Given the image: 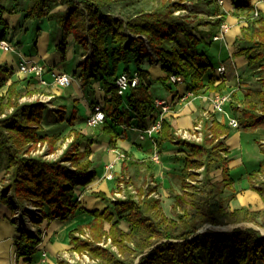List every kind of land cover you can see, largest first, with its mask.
<instances>
[{
    "label": "trees",
    "instance_id": "16d2710c",
    "mask_svg": "<svg viewBox=\"0 0 264 264\" xmlns=\"http://www.w3.org/2000/svg\"><path fill=\"white\" fill-rule=\"evenodd\" d=\"M1 1L0 14L25 10L28 18L54 16L61 34L56 48L62 54L67 36L73 35L75 46L82 48L75 71L77 78L87 87L97 81L104 91L103 98L94 103L100 102L106 112L100 126L112 148L119 126L127 125L135 117L138 126L145 128L146 119L152 120L158 111L150 90V72L141 65L144 60L161 63L166 74L158 79L161 84L169 85L168 76L175 74L183 77L187 89L196 95L234 87L227 108L237 118L238 128H264V12L257 8L254 15L256 7L252 0H231L233 15L244 22L235 36L233 54L245 56L247 69L255 72L256 80L243 83L241 76L233 86L226 85V78L216 73L208 53L215 41L212 34L226 16L217 0H206L212 5L209 15L215 16L208 36L205 30L198 29L189 13H175L188 11L187 2L192 0H163L157 8L139 9L128 16L113 10L128 0H32L23 8L18 0H13L14 6L9 8ZM58 5L65 8L53 12ZM8 29L0 15V39L6 38ZM123 71L136 73L139 83L120 95L116 79ZM12 72L0 65V159L5 161L7 174L1 179V194L12 208V215L18 210L22 218L29 216V206L40 211V216H29L35 230L16 226V219L11 218L18 232L16 261L23 258L31 262L42 240L35 223L55 218L65 221L80 209L74 188L87 185L97 175L89 157L94 138L81 128L71 127L67 134L71 140L57 157L48 158L46 152L34 153L37 143H48V151L58 148L56 142L61 138L55 131L61 128L43 129L42 121L47 118L46 122L61 125L65 113L62 107L50 106L53 102L25 99L42 89L33 76L18 77ZM74 112L75 108L67 119L70 125ZM231 128L226 120L206 118L202 120V139L188 140L176 135L175 126L164 118L155 138L156 146L161 148L169 140L184 145L186 151L180 191L172 194L175 214H166L161 200L149 193L128 191L123 197L111 199L102 211H91V220L69 231L71 249L86 254L91 262L65 264H264V233L260 230L264 228V142L255 138L263 156L246 174L263 206L250 209L240 205L230 209L228 203L236 197V179L229 166L230 152L225 139ZM127 162L148 170L153 167L151 159L131 158L122 161V170L127 169ZM214 169L220 170L219 180H213ZM94 194L106 199L103 192ZM242 221L253 225L198 232L205 223ZM121 222L127 227L123 228ZM85 231L89 236H82Z\"/></svg>",
    "mask_w": 264,
    "mask_h": 264
},
{
    "label": "crops",
    "instance_id": "0c3cea01",
    "mask_svg": "<svg viewBox=\"0 0 264 264\" xmlns=\"http://www.w3.org/2000/svg\"><path fill=\"white\" fill-rule=\"evenodd\" d=\"M255 7L264 12V0H252ZM224 5L227 10H232L231 0H224ZM62 8L53 9V12L63 10ZM1 17L6 21L9 29L6 31V39L12 44L13 49L11 51H5L0 46V65L14 70V74L17 76L16 67L24 61H36L52 70L65 71L73 75V82L70 86L58 87V86H40L42 92H36L27 98L41 95L45 98H52V102L56 107H62L65 113V119L61 123V128L66 126L84 128L85 117L91 105L100 100L104 96V91L100 88L97 81L92 82L90 87L83 86L80 79L77 78L75 71L77 63L82 58V48L75 46L73 35H68L66 38L65 52L62 54L57 48L56 43L60 39V28L56 23L55 17H42L40 19L28 18L25 10H18L13 13L2 12ZM226 22L229 24V30L225 33L222 39V44L226 46L225 51L227 55L224 59H229L233 66V73H227L225 77V83L228 86L233 84L236 73H241L247 68V59L244 55H234V49H231L230 45L235 39V36L239 34L241 26L244 22L237 19L235 16H230V12H227L225 17ZM233 35V36H231ZM232 38V40H229ZM228 39V40H227ZM219 41V40H218ZM221 43L218 45L220 47ZM224 52V51H223ZM223 55H219L217 58V64L223 60ZM144 68H147L150 72L151 86L150 90L154 98L171 100V111L166 115L167 118L176 128L175 134L185 130H191L194 122L215 117L217 120H225L221 114H215L210 111L209 103L207 100L197 96H186L187 83L182 81L179 83H170L169 85H163L158 81L159 78L165 76V72L161 68V63L153 60L152 63L144 60L141 62ZM132 67V65H131ZM245 75V71L243 72ZM229 74V75H228ZM21 75L23 77L24 75ZM20 77V76H19ZM160 85L157 92L153 91L154 85ZM31 87V86H30ZM64 88V89H63ZM184 97L181 100V97ZM81 101L83 107L80 105ZM207 105V106H206ZM126 108V103L124 104ZM207 107V108H206ZM75 108L73 124L70 125L67 119L71 117L72 110ZM206 108V109H205ZM209 112V113H206ZM158 115V111L154 114L152 120ZM47 118L42 121L43 129L51 130L55 128V121L46 122ZM151 117L146 119V126L152 121ZM145 126V127H146ZM144 128H141L137 124V118H132L127 125H121L117 128L118 138L116 139V145L114 148L108 144L107 135L100 129V127L94 130V137L96 140L90 146L91 153L90 158L92 160V166L95 167L97 175L87 185L76 186L74 192L79 201V210L72 214L67 220L62 221L60 219L42 220L36 222V226L41 232L42 240L37 245V252L33 256L31 262H26L23 258H19L16 261L15 257V241L18 237L17 227L11 219L12 208L0 195V264H59L60 260H65L67 256L72 254V245L70 243L69 231L74 229L77 225L88 222L92 219L90 214L93 210L102 211L106 206L110 205L112 199L110 195L117 190L119 191L120 177L129 175V168L131 166L137 167L141 171H145V167L142 165L129 164L126 170H122V160L117 158L119 152H125L127 154V160H147L152 152L157 149L160 155V163L156 164L153 161L152 169L148 170L150 176L155 180L153 184H156L154 190H160L164 196V193L168 195L170 192L171 184H174L172 173H177L178 166H171L172 164H182L183 156L186 155L184 145L173 143L166 140L162 143L161 148L154 145V142L143 132ZM250 130V131H248ZM96 132V133H95ZM158 132L155 135L157 138ZM255 138H262L261 142H264V128L258 127L255 129H237L231 128L230 134L226 137L225 142L232 154L234 151L240 150L245 142H252L253 146H256L258 151V159L262 158L259 144L255 142ZM243 142V143H242ZM252 148V147H251ZM92 157H96L95 162ZM255 157V156H254ZM256 159V157H255ZM257 160V159H256ZM114 162L113 179L103 178L105 174L104 165L108 162ZM97 163V164H95ZM1 169V168H0ZM132 169V168H130ZM4 172V170H3ZM2 175V174H1ZM176 175V174H174ZM247 179V178H246ZM131 185V186H130ZM132 187V184L127 185ZM2 186H0L1 188ZM103 192L106 195V199H101L96 196L94 192ZM132 192L131 190H129ZM134 193V192H132ZM126 192H123L125 196ZM136 194V193H135ZM121 226L127 227L124 222ZM42 252L46 253L45 258L42 257Z\"/></svg>",
    "mask_w": 264,
    "mask_h": 264
},
{
    "label": "rangeland",
    "instance_id": "374dc122",
    "mask_svg": "<svg viewBox=\"0 0 264 264\" xmlns=\"http://www.w3.org/2000/svg\"><path fill=\"white\" fill-rule=\"evenodd\" d=\"M18 1L20 2V8H23V6L27 7L28 4H30L32 2V0H28V1L18 0ZM161 2H163V0H128L126 2H122L120 4H117L115 7H113V10L117 14H122L124 16H128V15L133 14L134 12H136L139 9L149 10V9L157 8ZM1 3H3L8 8L10 6H14V5H12L13 0H2ZM187 5H188V11L183 9V10H178L175 13L181 12L182 14H185V15L189 13L190 18L193 19V22L194 23L196 22L198 29L205 30V33L208 36L207 32H208L209 27L214 28V25H215V23L213 24V21L215 20V16L209 15L211 13L212 5L209 4V2H207L206 0H192V2H189ZM59 8H62V5H58L54 9L56 10ZM220 8L226 13V15H227V12H230V16H235L232 13L233 7H232V10H227L225 8L224 0H223L222 4L220 5ZM6 12L7 13H13L15 11L13 10L11 12H8V11H6ZM216 17H219V16H216ZM225 17L226 16H224V18H221V20L225 19ZM236 18L240 19L238 17H236ZM218 27H219V25H218ZM231 36H233V35H231ZM229 40H232V38H230ZM220 43H221V45L218 48V45ZM236 45H237V43L235 41H233L232 44L230 45V47L232 46L231 49H234ZM225 49H226V46H224L222 44V39H220L219 41L215 40L210 45L208 53L210 56V60L212 61V64L215 66H216V63L218 61L217 60L218 56L223 55L222 56L223 60L219 64H223L225 66V72L222 74H218V75L227 77V73H229V74L233 73L234 69H233L231 61L228 58L224 59L227 55V51H225ZM12 71H13L12 73H15L14 70H12ZM244 71H245V75H243L244 77H242L243 83L255 82V80H256L255 72H253L251 69H247V68ZM244 71L242 70V71H240L241 72L240 74L238 73L240 75V78H241L242 74H244L243 73ZM17 76L21 77V75H18V74H17ZM43 77L46 80L51 79L50 74L45 73L43 75ZM235 78H236V75L234 77V80H235ZM70 85H68V86H70ZM68 86H66V87H68ZM159 86L160 85L155 84L153 87V91L157 92ZM66 87H64V88H66ZM40 98H45V96H41V95L37 94L36 96H33L31 99H40ZM25 99H27V96L25 97ZM47 102H52V98H50ZM79 102H80V105L83 107V103L81 101H79ZM52 105L54 106L55 104L50 103V106H52ZM194 123L195 124L192 126L191 130H188V131L185 130L184 132H187V135H190V133L197 134L195 126L198 125V126H200V131H201L202 136H203L202 120L194 122ZM85 124H86V121H85ZM54 126H59V128H61V125H59V124H55ZM98 127H100V129H101V126H98ZM98 127H96V128H98ZM96 128H90L86 124V126L84 128H81V129L84 132L91 134L93 136L94 140H96L97 137H94L95 136L94 130H96ZM232 128L237 129L238 127H232ZM248 131H250V130H248ZM56 132L59 133L60 138H61L60 140H58L56 142V145L58 146V148H55L52 151H48L49 150L48 143H43V144L37 143V145L34 146L33 152L34 153L46 152V156L48 158L57 157L60 154V152L62 151V149L66 146V144L71 140V137L67 136V134L69 132V128L67 126L65 128L58 129L57 131H55V134H56ZM209 135H211V134H209ZM190 140H194V139H190ZM242 146L243 147L240 150L234 151L232 154L229 153V159H230L229 160V166L232 168V172H233L235 179H236L235 180L236 197H235V199H232L231 201H229L228 205H229L230 209H233L234 207H237L240 205H247L250 209H259L263 206V202H262L259 194L254 189H252L250 187L249 182L246 179L247 172L250 171L252 168L256 167V164L259 160L258 159L259 153L256 149V146L255 145L253 146L252 142H248L247 144L244 142L242 144ZM228 150H230V149L228 148ZM254 156L256 157L257 160L255 159ZM89 157H90V155H89ZM126 157H128V156H126ZM92 159L95 162L96 157H92ZM149 159H151V158L149 157ZM124 160H127V158H125ZM95 164H97V163H95ZM171 166H178V171H177V173H175L174 171H171V173L173 174L172 178H173L174 184H171L170 192L168 193V195H166L164 193V196H163V194L161 192H159L160 191L159 189L156 191L154 190V188H156L157 185L153 184V182H155V180L152 176H150V173H149L150 171L148 172V170H146V169H145V171H141L137 167H134V166L130 167L132 169L129 168V175L127 173V175H125L124 177L122 176L119 178V180L121 182H123V187L119 188V191H122L124 189V192H128L129 190H131L132 192L139 194V191L142 190V193H144V194L149 193L152 196L157 195V198H159L161 200V205H162L164 212L168 215H174L175 212L172 209V196H173L172 194L180 191L182 164L181 165L172 164ZM0 168H1L0 169V186H2L3 182L1 181V179L3 177L7 176V174H5V161H3L2 159H0ZM3 170H4V172H3ZM200 170H202V168ZM174 174H176V175H174ZM211 175L213 177V180H219L221 177L220 176V170L214 169L211 172ZM103 178H105V174L103 175ZM129 184H132V187L127 186ZM229 193H230L229 191H225V194H229ZM0 195L2 196L1 188H0ZM110 197H118V196L115 195V193L113 192L110 195ZM12 216L13 215H11V218H12ZM12 221H13V219H12ZM237 223L240 224V226H247V225L252 226L253 225V224L245 222V221L237 222ZM121 224H122V226H126V225H123V223H121ZM235 224L236 223H226V224H221V225H227L228 228H230L232 225H235ZM216 226H220V225H213V224L205 223L200 228L218 229V227H216ZM40 235H41V232H40ZM82 236L83 237L89 236L88 231H85L82 234ZM101 244H103V242H101ZM72 251H73L72 254L67 256L69 261H67V259L63 260L64 264L67 262H77V261L85 262V263L91 262V259L86 254H84V253L81 254L75 250H72Z\"/></svg>",
    "mask_w": 264,
    "mask_h": 264
},
{
    "label": "built area",
    "instance_id": "2783aa9c",
    "mask_svg": "<svg viewBox=\"0 0 264 264\" xmlns=\"http://www.w3.org/2000/svg\"><path fill=\"white\" fill-rule=\"evenodd\" d=\"M218 3L221 5L223 0H217ZM189 3V2H187ZM253 14H257V7L253 10ZM229 29V24L226 22L225 19L221 20L219 23V27L214 33L212 34L213 40H220L224 38L225 33ZM0 46L5 51H11L13 49L12 44L8 41V39H0ZM215 71L217 74H222L225 72V66L223 64H219L215 66ZM16 72L18 74H23L24 76L31 75L36 80V82L41 86H58V87H66L70 85L73 81L72 74L65 72V71H56L52 70V68H49L48 66H45L44 64H41L36 61H28L24 60L20 62L16 67ZM50 74L51 79L46 80L43 75L44 74ZM236 78L235 80L238 81L240 78V75L238 73L235 74ZM170 83H179L184 81L183 77L170 74L167 79ZM139 83V76L136 73L129 74L128 72H121L117 76L116 84H117V90L118 94L123 95L130 87H134ZM236 87V86H235ZM234 90V87L229 89H223L221 91H216L213 93H206V94H200L196 95L192 91L188 90L185 92L186 96L189 97H201L208 101L209 103V109L213 113L221 114L226 122L231 127H238L239 123L237 118L231 114L230 110L227 108V105L232 101V92ZM181 100L184 99L182 96L180 98ZM40 101L47 102L49 98H40ZM171 100H164L155 98L154 99V105L158 109V115L151 121L149 124L143 129L144 134H146L148 137L152 139V141L155 144V135L157 132L160 131L162 120L166 117V115L171 111ZM53 106V105H52ZM209 113V112H206ZM106 117V112L100 102L93 103L88 111L87 116L85 117V121L87 126L90 128H96L101 125V123L104 121ZM197 134L190 133V135H187V132L181 131L178 134L186 139H194L196 141H200L202 138V133L200 131V126H195ZM193 134V135H192ZM117 158L120 160H124L126 155L123 152H119ZM150 158L156 163H160V155L157 149H155L152 152V155H150ZM128 159V158H127ZM114 162H108L104 165L105 168V178L106 179H113V167ZM119 187H123V182H119ZM125 188V187H124ZM124 192V189L122 191H116L115 195L122 196ZM153 193V192H152ZM11 194V193H9ZM157 197V195H154ZM114 199L115 197H111ZM14 205L16 203L13 202ZM30 207V214L32 216H40V211L37 207L29 206ZM29 214V216H30ZM29 216L22 218L20 211L16 210L13 214V217L16 219V226H24L27 228H30L31 230H35L36 228L31 225ZM46 253L42 252V257L45 258Z\"/></svg>",
    "mask_w": 264,
    "mask_h": 264
},
{
    "label": "water",
    "instance_id": "95a60500",
    "mask_svg": "<svg viewBox=\"0 0 264 264\" xmlns=\"http://www.w3.org/2000/svg\"><path fill=\"white\" fill-rule=\"evenodd\" d=\"M238 226H240V224H238V223H236L235 225H232L230 228H221V227H218V229H220V230H230V229H232V228H234V227H238ZM258 228V227H257ZM205 228H200V229H198V232H200V231H203ZM258 229H260V228H258ZM261 230V229H260ZM261 232H262V230H261ZM262 233H264V232H262Z\"/></svg>",
    "mask_w": 264,
    "mask_h": 264
},
{
    "label": "bare ground",
    "instance_id": "6f19581e",
    "mask_svg": "<svg viewBox=\"0 0 264 264\" xmlns=\"http://www.w3.org/2000/svg\"><path fill=\"white\" fill-rule=\"evenodd\" d=\"M231 86H233V84ZM216 227L227 228L228 226L227 225H220V226H216ZM261 230H262V232H264V228H261Z\"/></svg>",
    "mask_w": 264,
    "mask_h": 264
}]
</instances>
